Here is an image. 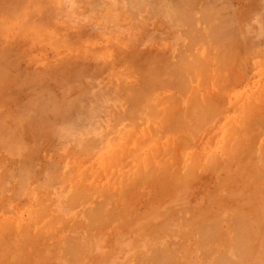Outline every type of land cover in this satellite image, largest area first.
Returning <instances> with one entry per match:
<instances>
[{
    "label": "rangeland",
    "instance_id": "374dc122",
    "mask_svg": "<svg viewBox=\"0 0 264 264\" xmlns=\"http://www.w3.org/2000/svg\"><path fill=\"white\" fill-rule=\"evenodd\" d=\"M154 263L264 264V0H0V264Z\"/></svg>",
    "mask_w": 264,
    "mask_h": 264
},
{
    "label": "bare ground",
    "instance_id": "6f19581e",
    "mask_svg": "<svg viewBox=\"0 0 264 264\" xmlns=\"http://www.w3.org/2000/svg\"><path fill=\"white\" fill-rule=\"evenodd\" d=\"M188 18H189V16H188ZM191 19H192V18H191ZM234 26H236V25H234ZM229 27H230V26H229ZM232 27H233V26H232ZM232 29H233V28H232ZM187 30H188V29H187ZM189 30H190V29H189ZM236 30H237V29H236ZM197 31H198V30H197ZM235 32H236V31H235ZM237 33H238V32H237ZM232 36H233V35H232ZM234 38H235V37H233V39H234ZM235 40H237V39H235ZM233 41H234V40H233ZM227 43H228V42H227ZM235 46H236V45H235ZM133 47H134V49L136 48L135 46H132L131 48H133ZM131 48H130V50H131ZM134 49H132V53H133L134 51H135V53H137V50H134ZM136 49H137V48H136ZM124 51H126V50H124ZM127 51H128V50H127ZM127 51H126V52H127ZM115 52H116V51H115ZM117 52H118V51H117ZM232 52H233V51H232ZM258 52H259V51H258ZM111 53H112V52H111ZM112 54H113V53H112ZM126 54L129 55V54H131V52L129 51V52L126 53ZM126 54H125V55H126ZM137 54H138V53H137ZM115 55H118V54H115ZM131 55L136 56V54H135V55H134V54H131ZM131 55H129V56H131ZM118 57H119V56H118ZM116 58H117V56H116ZM262 60H263V59H262ZM26 130H27V129H26ZM109 138H110V137H109ZM117 139H118V137H117ZM146 141H147V140H146ZM116 142H117V141H116ZM27 151H29V150H27ZM137 151H138V150H137ZM137 151H136V152H137ZM30 152H31V151H30ZM31 153H32V152H31ZM152 153L154 154V151H153ZM152 153H150V154L153 155ZM24 154L27 155L26 152H25ZM22 155H23V154H22ZM151 155H150V156H151ZM24 156H25V155H24ZM27 156H28V155H27ZM20 157H21V156H20ZM21 158H22V157H21ZM19 161H20V160H19ZM26 161H27V160H26ZM34 162H35V161H34ZM19 163H22V164H21V167H22L23 162H19ZM27 164H28V163H27ZM52 164H53V163H52ZM52 164H51V165H52ZM54 164H56V167H57V163H54ZM145 164H146V163H145ZM146 165H147V164H146ZM150 165H151V164H150ZM25 166L27 167L26 164H25ZM142 166H143V165H142ZM144 166H145V165H144ZM144 166H143V167H144ZM50 168H51V167H50ZM46 169H47V168H46ZM52 169H53V167H52ZM14 170H15V169H14ZM18 170H19V169H18ZM25 170H26V169H25ZM19 171H20V170H19ZM26 171L29 172V169L26 170ZM47 171H48V170H47ZM14 172H15V171H14ZM27 172H26V173H23V174L26 175ZM18 173H19V174H22V173H20V172H18ZM28 174H29V173H28ZM64 175H65V174H64ZM13 176H14V175H13ZM18 176H19V175H18ZM20 176H21V175H20ZM67 176H68V175H67ZM22 177H23V175H22ZM62 177H63V180H64V176H62ZM65 177H66V176H65ZM128 177H129V176H128ZM128 177L125 178V179L129 180ZM29 178H30V175H29ZM25 179H26V178H25ZM25 179H23V180H25ZM60 179H61V178H60ZM56 180H57V179H56ZM58 180H59V178H58ZM61 180H62V179H61ZM127 180H125V181L127 182ZM17 181H19V178L17 179ZM123 182H124V181H123ZM24 183H26V182L24 181L23 184L21 183V184L18 185V186H21V185L23 186ZM17 184H18V183H17ZM24 186H25V185H24ZM118 194H119V193H118ZM116 195H117V194H116ZM44 196H45V195H44ZM119 196H120V200H122V199H123L122 196H121L120 194H119ZM68 197H69V195H68ZM121 198H122V199H121ZM111 200H112V199H111ZM123 200H124V199H123ZM65 201H68V202H69V199H67V200H65ZM118 202H119V201H118ZM123 203H124V202H123ZM68 205H69V204H68ZM113 205H114V204H113ZM113 205H112V206H113ZM69 206L72 207V205H69ZM119 206H120V205H119ZM120 207H121V206H120ZM102 208H103V207H102ZM100 211H101V209H100ZM109 213H110V212H109ZM100 214H101V212H100ZM103 216H104V215H102L101 218H103ZM98 218H99V217H98ZM101 220H102V219H101ZM99 221H100V219H99ZM105 221H106V220H105ZM97 222H98V221H97ZM97 222H96V223H97ZM107 222H108V221H107ZM94 223H95V222H94ZM104 223H106V222H104ZM100 228H101V227H100ZM165 228H166V227H165ZM98 230H99V229H98ZM204 233H205V227H203V231L201 232V235H202V236L199 234V235H198V238H199V236H201V238H202V240H203L204 237H208V236L204 235ZM49 235H50V234H49ZM159 236H160V234H159ZM203 236H204V237H203ZM50 237H53V236L51 235ZM153 239H154V238H153ZM199 239H200V238H199ZM205 239H206V238H205ZM60 240H61V239H60ZM72 240H73V239H72ZM199 241H200V240H199ZM203 241H204V240H203ZM205 241H206V240H205ZM73 242H74V241H73ZM79 242H80V241H79ZM168 243H170V242H168ZM177 243H179V242H177ZM69 244H70V243H69ZM171 244H172V243H171ZM199 244H200V243H199ZM84 245H85V244H84ZM180 245H181V244H180ZM175 246H176V245H175ZM175 246H174V247H175ZM199 246H200V247H201V246L203 247L204 245L201 244V245H199ZM58 247H59V246H58ZM68 247H69V246H68ZM77 247H78V246H77ZM77 247H76V248H77ZM159 247H160V246H158V248H159ZM168 247L171 248V246H168ZM178 247H181V246H177L176 248H178ZM64 248H65V247H64ZM88 248H89V247H88ZM88 248H87V250H88ZM158 248H157V250H158ZM170 248H168L167 250L169 251ZM154 249H155V248H154ZM161 249H162V247H161ZM171 249H172V248H171ZM173 249H174V248H173ZM179 249H180V248H179ZM206 249H208V248H206ZM146 250H147V249H146ZM163 250H164V249H162V251H163ZM165 250H166V249H165ZM167 250H166V251H167ZM151 251H152V250H151ZM65 252H67V250H66ZM82 253H83V252H82ZM154 253H155V252H154ZM70 254H72V253H70ZM70 254H69V255H70ZM150 254H151V253H150ZM150 254H149V255H150ZM155 254H156V253H155ZM69 255H68V256H69ZM75 255H77V254L75 253ZM160 256H161V255H160ZM70 257H72V255H71ZM152 257H154V259L156 258V259H155V262H158V261H159V260H157V257H159L158 255H157V256H153V255H152ZM145 258H147V257H145ZM162 258H163V257H162ZM167 258H168V257H167ZM70 259H71V258H70ZM77 259H78V258H77ZM151 259H153V258H151ZM158 259H159V258H158ZM147 260H148V259H147ZM147 260H146V261H147ZM156 260H157V261H156ZM139 261H140V260H139ZM143 261H145V260H143ZM161 261H162V260H161ZM146 263H147V262H146ZM148 263H149V261H148ZM151 263H153V260L151 261ZM154 264H155V263H154ZM160 264H161V263H160Z\"/></svg>",
    "mask_w": 264,
    "mask_h": 264
}]
</instances>
